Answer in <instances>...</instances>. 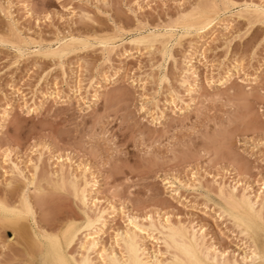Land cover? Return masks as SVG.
<instances>
[{"label":"rangeland","instance_id":"1","mask_svg":"<svg viewBox=\"0 0 264 264\" xmlns=\"http://www.w3.org/2000/svg\"><path fill=\"white\" fill-rule=\"evenodd\" d=\"M226 1L0 0L5 13L0 16V200L17 205L27 189L35 222L31 229L30 218L20 221L18 234L0 223V264H39L33 230L68 225L78 229L74 241L79 239L67 249L76 259L83 253L79 244L98 236L100 244L87 245L90 257L95 255L92 264L99 262L97 255L118 261L125 257L122 233L136 253L145 246L164 258L162 245L151 238L142 243L138 232L127 229L137 225L147 231V223L156 226L164 218L189 230L200 225L205 244L228 257L243 248L234 226L218 218L223 203L215 190L223 184L239 195L264 187V17L252 9L264 8V0H230L229 8ZM196 6H216L223 13L212 28L169 35L168 27ZM69 37L68 52L54 54ZM188 53L198 88L184 68ZM16 89L23 99L13 94ZM96 90L100 95L91 102ZM59 167L96 188H86L85 208L68 187L52 189ZM31 176L45 194L40 202L27 185ZM165 180L174 183L172 190ZM94 210L102 225L95 223L88 234L82 221L93 219Z\"/></svg>","mask_w":264,"mask_h":264},{"label":"bare ground","instance_id":"2","mask_svg":"<svg viewBox=\"0 0 264 264\" xmlns=\"http://www.w3.org/2000/svg\"><path fill=\"white\" fill-rule=\"evenodd\" d=\"M222 2V1H221ZM234 3V2H233ZM232 3V1L230 2V0L226 1L225 5L228 6H234ZM222 4V3H221ZM211 5H215L214 3ZM224 5V4H222ZM243 5V4H242ZM248 5V4H247ZM247 5H243L247 8ZM198 6V5H197ZM194 10H191L192 13H190L188 16L180 19L179 21H177L173 26L171 25V27L169 26L168 29L169 31V35L174 32L175 30H180L182 32L185 33H190L192 31H202L204 28L205 30H207L208 28H212L211 25L209 26L210 23H212L213 21H215L216 19H218V16L220 15V12L218 11V8L216 6H209V7H204V8H197ZM218 6V5H217ZM255 6V5H254ZM219 7V6H218ZM251 7V6H250ZM253 7V6H252ZM257 7H253L252 9H254L255 11H260L261 8ZM233 8V7H231ZM239 8V7H238ZM243 8V7H242ZM228 10V9H226ZM225 11V10H224ZM240 11V10H239ZM244 12V10H243ZM223 13V12H221ZM238 13V12H237ZM252 13V12H251ZM260 13V12H259ZM187 14V13H186ZM253 14V13H252ZM248 16V15H247ZM254 16H256L254 14ZM220 17V16H219ZM264 16L261 17V19ZM181 18V17H180ZM260 19V20H261ZM264 19V18H263ZM263 21V20H262ZM219 22V21H218ZM217 22V23H218ZM214 23V22H213ZM220 24V23H219ZM218 24V25H219ZM229 25V24H228ZM222 26V25H221ZM208 27V28H206ZM229 28V26L224 25L223 26V30L226 31ZM165 29V28H163ZM167 29V27H166ZM163 31V30H162ZM209 31V30H208ZM165 32V31H164ZM206 32V31H204ZM152 33V32H151ZM193 33V32H192ZM163 34V33H162ZM176 34V33H175ZM166 35V34H165ZM117 36V35H116ZM115 36V38H116ZM173 36V35H172ZM175 36V35H174ZM119 37V36H117ZM138 37V36H137ZM70 38V37H69ZM153 38V37H152ZM112 39V37H111ZM135 39V38H134ZM139 39V38H138ZM143 39V38H141ZM148 41V38H146ZM145 39V40H146ZM155 39V38H154ZM168 39V38H167ZM172 39V37H171ZM162 40V39H160ZM18 41V40H17ZM20 41V40H19ZM25 41V40H24ZM62 41V40H60ZM72 41V37L68 40L65 41L63 43L59 44L58 48H55L56 50L53 52L54 54L58 55V56H62L65 53L68 52L69 50V46H71L70 42ZM118 41V40H117ZM163 41V40H162ZM20 42H23L20 41ZM26 42V41H25ZM31 42V40H30ZM86 42V41H85ZM124 42V41H121ZM137 42H139L141 44V41L137 40ZM156 42V41H155ZM158 42V41H157ZM169 42V41H168ZM172 42V41H170ZM119 43V42H118ZM117 43V44H118ZM125 43V42H124ZM151 43H152V39H151ZM173 43V42H172ZM25 44V43H24ZM98 44V43H97ZM114 44V43H113ZM111 44V48L113 50L114 45ZM133 44V43H132ZM136 44V43H134ZM139 44V45H140ZM159 44V42H158ZM191 44V43H190ZM193 44V43H192ZM195 44V43H194ZM193 44V45H194ZM203 44V42H202ZM38 45V44H36ZM101 45V44H100ZM113 45V47H112ZM193 45L192 49H193ZM201 45V44H200ZM40 46V45H39ZM102 46V45H101ZM110 46V45H109ZM108 46V47H109ZM117 46V45H116ZM115 46V47H116ZM120 46V45H119ZM141 46V45H140ZM139 46V48H140ZM203 46V45H201ZM29 47V46H28ZM38 47V46H37ZM136 48V46H133ZM16 48V47H15ZM18 48V47H17ZM16 48V52L21 55L22 51ZM49 48V47H48ZM106 48V47H105ZM110 48V49H111ZM151 48V47H150ZM167 48V47H166ZM188 48V47H187ZM24 49V48H23ZM45 49V48H44ZM71 49V48H70ZM74 49V48H73ZM138 48H136L137 50ZM149 49V48H148ZM152 49V48H151ZM201 49V48H200ZM29 50V49H27ZM33 50V49H32ZM141 50V48H140ZM143 50V49H142ZM145 50V49H144ZM146 51V50H145ZM149 51V50H148ZM168 51V50H167ZM27 52V51H26ZM150 52V51H149ZM161 53V52H160ZM192 55L197 54L196 52H193L191 50ZM188 53L187 57L185 58L184 62V68H187V71H191V75L193 76V85L195 88H198L199 86V82H198V74H197V70L195 69V67L193 66L192 60L193 56ZM27 54V53H26ZM35 54V53H34ZM140 55V54H139ZM200 58H204L203 56V52H198L197 54ZM43 57V56H42ZM185 57V55H184ZM45 58V57H44ZM185 71V70H184ZM187 71H185L187 73ZM230 73V72H229ZM151 77V76H150ZM149 77V78H150ZM182 77V76H181ZM105 79V78H104ZM153 79V78H152ZM230 79V74H226L223 79L222 82L226 83L228 82ZM186 82V81H185ZM198 82V83H197ZM246 82V81H245ZM188 83V82H187ZM186 84V83H185ZM189 84V83H188ZM190 86V85H189ZM188 86V87H189ZM227 86V85H226ZM248 88L250 87L249 85H246ZM187 87V86H186ZM76 88V87H75ZM202 89V88H201ZM250 89V88H249ZM17 91H15L13 94H15L16 96L20 95V99H23L24 96H22L23 94L19 93V89H16ZM95 90V89H94ZM21 92V91H20ZM192 89L191 87L187 90V94L190 96L192 93ZM103 93V92H102ZM200 94V93H199ZM100 95V92L98 90L95 91V93L93 94V100L91 102H95V100L98 99ZM187 95V96H188ZM15 97V96H14ZM19 97V96H18ZM192 97V96H191ZM17 98V97H16ZM192 99V98H191ZM26 100V99H25ZM20 101V100H19ZM22 101V100H21ZM20 101V102H21ZM25 102V101H24ZM201 102V101H200ZM23 103V102H22ZM173 103V102H172ZM25 104V103H24ZM95 104V103H94ZM97 106V105H96ZM197 107V106H196ZM196 109V108H195ZM32 113V109H29V113ZM7 113V112H6ZM194 113V112H192ZM2 117V116H1ZM4 121V120H3ZM37 154V153H36ZM41 154V153H38ZM37 154V155H38ZM9 154H7L8 157ZM36 155V156H37ZM6 156V155H5ZM6 158V157H5ZM41 158V157H39ZM37 158V159H39ZM61 158V157H58ZM40 160V159H39ZM57 160V159H56ZM55 160V161H56ZM68 160V159H67ZM54 161V160H53ZM66 161V160H64ZM70 161V160H69ZM58 162V161H57ZM61 162V161H60ZM71 162V161H70ZM69 162V163H70ZM54 164V163H53ZM58 164V163H56ZM62 164V163H61ZM16 164H14L15 166ZM32 165V164H31ZM36 165V164H35ZM71 165V163H70ZM69 165V166H70ZM12 166V165H11ZM34 166V164H33ZM32 166V167H33ZM58 166V165H57ZM60 166V164H59ZM78 166V165H77ZM17 167V166H16ZM15 167V168H16ZM35 167V166H34ZM64 167L66 168V166L64 165ZM12 168V167H11ZM14 168V167H13ZM18 168V167H17ZM37 169V167H35ZM34 168V169H35ZM40 168V166H39ZM61 168V167H59ZM69 169L71 167H68ZM20 169V168H19ZM33 169V168H32ZM58 169V168H57ZM64 168H61L60 170H56V172H53V176L56 179V181H53V186L52 189L54 190H59L61 188L64 189L65 186L69 188V190H71V194H73L74 198L82 204V207L85 208L84 206H87L86 204V198H87V191L86 188H88L86 186V179L85 181L83 180L84 178H82L81 180L76 176V175H69L67 174L68 172H66L65 169V175H64ZM80 169V168H79ZM88 169V168H87ZM12 170V169H11ZM15 170V169H14ZM13 171V170H12ZM11 171V172H12ZM17 171V170H16ZM19 171V170H18ZM21 171V170H20ZM19 171V172H20ZM36 171V170H35ZM79 171V170H78ZM83 171V170H82ZM79 171L80 174H84V172ZM87 171V170H86ZM15 172V171H14ZM13 172V173H14ZM17 172V175H20L22 173ZM74 172V171H73ZM82 172V173H81ZM75 173V172H74ZM71 173V174H74ZM66 174L69 175V177H66ZM77 174V173H76ZM79 175V174H77ZM30 176V175H29ZM45 176V175H44ZM81 176V175H80ZM16 177V176H15ZM83 177V176H81ZM19 178V177H18ZM17 178V179H18ZM23 178V176H22ZM52 178V177H51ZM172 178V177H171ZM21 179V178H20ZM24 179V178H23ZM40 179V178H39ZM92 179V178H90ZM95 179V178H94ZM174 179V178H173ZM54 180V179H53ZM80 180V183H79ZM182 180V179H181ZM15 181V180H14ZM24 181V180H23ZM43 181V180H42ZM47 181V179H46ZM82 181V183H81ZM169 181V180H168ZM172 181V180H171ZM180 181V180H179ZM12 182V181H11ZM17 182V181H16ZM27 185L28 186H33V191L35 193L37 192H42L41 187L37 184V186L34 185V179L33 177H29L27 180ZM37 182V181H36ZM92 182V181H91ZM8 183V182H7ZM50 183V182H49ZM89 183V182H88ZM96 183V182H95ZM182 183V182H181ZM187 183V182H184ZM10 184V183H9ZM174 184V183H173ZM171 182L167 183L168 188H170V190L173 189ZM176 184V183H175ZM180 184V183H179ZM191 184L192 181H191ZM216 184V183H215ZM219 184V183H218ZM264 184V183H262ZM45 185V184H43ZM95 185V184H94ZM199 185V184H198ZM96 186V185H95ZM185 186V185H183ZM187 187H189V185L186 184ZM223 184L222 186H218L216 184V190L218 197L221 199V203H223V206L218 207L216 211V213H219L218 218H223L226 217V220L228 219V223H231L230 225L234 226V228L236 229V231L238 232V235H240L242 237L241 239V245L243 246L242 249H237V251H239L238 253H232V255L230 257L227 256L226 252H220L218 247L216 245H207L205 244V237L203 235L202 229L200 228V225L198 226L199 229L198 231H195V229H190L189 227L188 229H186L185 227H183V225L181 226H174L175 224L171 225V223H169V221L165 220L166 218H164L162 221V223H158L156 224V226H154L151 222L152 225L148 224V229L147 231H145V229L143 230H139L136 228V226H131V227H127V229H129L132 233L135 234V232H138L141 236V242L145 243V241H147L149 238H151V242H155L156 244H160L163 247V251H164V255H166V257H162L161 254L159 252V250H155V251H149V249H146L145 246H142L143 249L141 250V253L138 254L136 253V248H134L133 244L131 243V238L128 237L126 235V233H122L125 236V242L123 240L124 243V256L125 257H120L118 261H116L115 259H111L109 261H104L105 257H102L100 255H97L98 257V263L96 264H114V262H118V264H264V205H263V200L261 198V192H256V193H252V189L250 192L246 191V189H242L244 190L241 194L237 195V193L235 194V188L232 187L230 192H226L225 189L223 188ZM7 187V186H6ZM43 187V186H42ZM50 187V188H51ZM55 187V188H53ZM64 187V188H63ZM195 187V186H194ZM197 187V186H196ZM199 187V186H198ZM211 187V186H210ZM89 188H92L89 187ZM93 188H95L93 186ZM92 188V189H93ZM186 188V187H185ZM200 188V187H199ZM96 189V188H95ZM178 189V188H177ZM250 189V187H249ZM68 190V189H67ZM68 190V191H69ZM90 190V189H89ZM169 190V191H170ZM175 190V189H174ZM214 190V189H213ZM191 191V190H190ZM193 191V190H192ZM27 189L24 190L21 194L20 201L17 205H15V203L12 205H9L8 203L0 200V223H2L1 225H6L2 226L4 228H10L12 230H14L15 233H20L22 230L19 227V222L24 220V219H20L17 216V213H20L22 211L25 210V206L27 205L28 207H30V204L28 202V194H27ZM30 192V191H29ZM171 192V191H170ZM180 192V191H179ZM33 193V192H32ZM67 193V192H66ZM176 193V190L173 191V194ZM178 193V192H177ZM31 194V192H30ZM70 194V192L68 193ZM93 194V193H92ZM179 194V193H178ZM91 195V194H90ZM32 196V195H31ZM92 196V195H91ZM90 196V198H91ZM264 196V195H263ZM13 197V196H12ZM172 197V196H171ZM176 197H178V195H176ZM217 197V196H216ZM89 198V196H88ZM89 198V199H90ZM97 198V197H96ZM5 199V198H4ZM178 199V198H177ZM181 199V198H180ZM264 199V198H263ZM7 200V199H6ZM42 200V199H41ZM95 201H97L94 198ZM75 201V200H74ZM93 201V200H92ZM181 201V200H180ZM9 202V201H8ZM14 202V201H13ZM40 202V201H39ZM91 202V201H90ZM89 202V203H90ZM94 202V201H93ZM12 203V202H9ZM36 204V203H35ZM34 204V206H35ZM92 204V203H91ZM109 204V203H108ZM80 205V204H79ZM95 205V204H94ZM38 206V205H37ZM94 207V206H92ZM110 207V206H109ZM31 208V207H30ZM87 209V208H86ZM95 209V208H94ZM91 210V209H90ZM96 210V209H95ZM94 210V211H95ZM92 211V210H91ZM102 211V210H101ZM33 212V211H32ZM104 212V211H103ZM114 212V210H113ZM84 213V212H83ZM102 213V212H101ZM107 213V212H104ZM112 213V212H111ZM95 215H92L91 217L93 219H90L89 217H85V222L82 221L83 224V228L84 229H89V233L90 234V228L93 227V225L95 223H100L101 215L98 214V211L96 213V211L93 213ZM86 215V214H85ZM104 215V214H103ZM102 215V216H103ZM106 215V214H105ZM110 215V214H109ZM108 216V214H107ZM130 216V215H129ZM133 216V215H132ZM131 216V217H132ZM32 223V228L31 229H35V222L33 220V213L32 216L29 217ZM106 218V217H105ZM138 217H136L137 219ZM160 218V217H159ZM141 219V218H140ZM158 219V218H157ZM225 219V218H224ZM106 220V219H105ZM104 220V221H105ZM129 220V219H128ZM154 220V219H153ZM161 220V219H160ZM107 221V220H106ZM130 221V220H129ZM128 221V223H129ZM144 221V220H143ZM148 221V220H147ZM152 221V220H151ZM155 222V221H153ZM102 223V222H101ZM100 223V224H101ZM126 223V222H125ZM179 223V222H178ZM62 226V222L60 223ZM64 224V223H63ZM99 224V225H100ZM105 224V223H104ZM133 223H130V225ZM145 224V223H144ZM155 224V223H154ZM177 224V223H176ZM47 225V224H46ZM102 225V224H101ZM100 225V226H101ZM180 225V224H178ZM50 226V225H49ZM47 226V227H49ZM59 226V227H60ZM98 226V224L96 225V227ZM127 226V225H126ZM141 226V225H140ZM143 226V225H142ZM193 226V225H191ZM197 226V225H196ZM34 227V228H33ZM102 227V226H101ZM105 226H103L104 228ZM25 228V227H24ZM51 228V227H50ZM80 228V227H79ZM195 228V227H194ZM9 229V230H10ZM38 229V228H37ZM126 229V227H125ZM126 229V230H127ZM12 230V232H13ZM21 230V231H20ZM103 230V229H102ZM53 232H46L44 230H33L32 232V236L34 238V246L37 248V253H38V260H39V264H92L90 258L91 257H95V255L91 256L87 253V245H93L94 243H98L100 244L99 238L94 237V238H89L84 242H81L79 244V248L80 250L83 251L82 254H78L79 257L76 259L75 257H73L72 255L67 253V249L70 247L71 244H74V238L76 237V233L78 231V229L72 227V226H63L61 228H57L56 230H51ZM99 231V230H96ZM23 232V231H22ZM67 232V236L65 235V233ZM94 232V231H92ZM103 232V231H102ZM125 232V231H124ZM24 233H26L24 231ZM81 233H84L83 231ZM101 233V232H100ZM118 233V232H117ZM131 233V234H132ZM23 234V233H22ZM102 234V233H101ZM14 233L11 235L13 236ZM80 235V234H79ZM83 235V234H82ZM115 235V234H114ZM237 235V234H236ZM17 236V235H16ZM20 236V234H19ZM81 236V235H80ZM136 236V235H135ZM138 236V235H137ZM207 236V235H206ZM14 237V236H13ZM18 237V236H17ZM23 237V236H22ZM79 237V236H77ZM91 237V236H90ZM93 237V236H92ZM116 237V236H115ZM15 238V237H14ZM21 238V236H20ZM84 238V237H83ZM88 238L85 237L84 240ZM133 238H137L134 237ZM26 239V238H25ZM114 239V238H113ZM137 240V239H135ZM134 240V242H135ZM140 240V239H139ZM138 240V241H139ZM24 241V240H23ZM22 241V242H23ZM74 241V242H73ZM114 241V240H113ZM121 241V239H120ZM20 242V241H19ZM73 242V243H72ZM80 242V241H79ZM117 242V241H116ZM137 242V241H136ZM37 243V244H36ZM120 243V242H119ZM23 244V243H22ZM147 244V243H146ZM212 244V243H211ZM25 245V244H24ZM119 245V244H118ZM116 245V246H118ZM141 245V244H139ZM138 245V246H139ZM145 245V244H144ZM33 246V249H34ZM99 246V245H98ZM97 246V247H98ZM110 246V245H109ZM115 246V248H116ZM137 246V244H136ZM26 247V246H25ZM154 247V246H153ZM71 248V247H70ZM69 248V249H70ZM100 248V247H99ZM103 248V247H102ZM101 248V249H102ZM112 248V247H111ZM110 248V249H111ZM114 248V247H113ZM118 248V247H117ZM237 248V247H236ZM240 248V247H239ZM89 249V248H88ZM98 249V248H97ZM95 249V252L96 250ZM100 249V250H101ZM140 249V248H139ZM36 250V249H35ZM92 250V249H91ZM154 250V248H153ZM32 251V249H31ZM80 251V252H82ZM98 251V250H97ZM108 251H110L108 249ZM34 252V251H33ZM114 252V251H113ZM91 253V252H90ZM105 253V252H104ZM111 255H113L112 253V249H111ZM118 253V252H117ZM162 253V252H161ZM31 254V253H30ZM33 254V253H32ZM106 254V253H105ZM121 254V253H120ZM137 254V255H136ZM36 255V254H35ZM163 255V254H162ZM105 256V255H103ZM108 258V256H107ZM124 258V259H123ZM97 260V259H95ZM34 261V260H33ZM37 264V262H36Z\"/></svg>","mask_w":264,"mask_h":264},{"label":"snow or ice","instance_id":"3","mask_svg":"<svg viewBox=\"0 0 264 264\" xmlns=\"http://www.w3.org/2000/svg\"><path fill=\"white\" fill-rule=\"evenodd\" d=\"M260 14H261V16H264V8H262L260 10ZM3 15H5L4 7H3V5H0V16H3ZM262 44H264V42H262ZM144 111H145V109L143 107H141L140 112L143 113ZM260 115H261V117H264V99H262ZM164 183L167 184L168 181L165 180ZM261 193L264 194V187L261 188ZM44 195L45 194L43 192H37L36 196H37L38 201L41 200V197H43ZM17 216L20 219H27V218L32 216V209L26 205L25 210L20 212V213H17ZM129 223H131V221H129ZM65 235L67 236V232L65 233ZM114 264H118V262H114Z\"/></svg>","mask_w":264,"mask_h":264}]
</instances>
